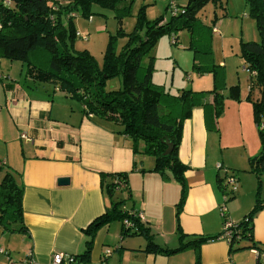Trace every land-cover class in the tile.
I'll return each instance as SVG.
<instances>
[{"label": "trees", "instance_id": "16d2710c", "mask_svg": "<svg viewBox=\"0 0 264 264\" xmlns=\"http://www.w3.org/2000/svg\"><path fill=\"white\" fill-rule=\"evenodd\" d=\"M59 1L0 0V57L21 62L25 77L32 82L27 84L28 88L50 83L53 89L76 99L85 117L100 124L106 123L114 133L127 138L133 153L152 157V167L140 170L156 172L163 179L171 176L179 185V198L175 204V218L178 219L187 189L184 173L188 166L177 156L183 121L194 107L212 106L216 116L222 111L226 98L239 101L242 96L237 84L231 85L227 94L218 90L223 86L216 84V76L221 77V65H212L218 67L212 75V89L187 88L171 94L163 85L151 81L152 50L162 34H171V42L176 44L175 34L185 29L190 37L188 48L194 49L195 63L192 67L199 73L211 71L200 64L202 60L196 59V54L209 49L210 42L205 45L199 42L209 39L213 24L227 15L225 6L221 0H168L165 10H169V16L159 15L147 20L141 9L133 29L126 32L121 25L122 18L129 14L132 0H68L65 4ZM244 1L259 35L258 41L241 42L239 56L248 72L245 99L251 104L260 149L256 156L249 158L247 168L256 178L254 204L233 223L228 251L242 250L244 247L238 243L246 240L248 248L264 255V246L254 240L252 233V219L264 209V198L259 195L264 173V0ZM208 3L224 10L219 17L214 14L211 25L202 23L198 14ZM94 4L112 10L117 21L115 33L108 35L101 64L87 49L74 48L79 35L73 18L78 14L90 19ZM120 38L123 42L119 45ZM43 56L47 60L42 65L37 60ZM111 78H118L119 85L107 90L105 84ZM168 142L171 148L164 154ZM99 175L108 206L82 229L87 236L85 248L82 253L72 254V264H87L96 231L112 221L120 223L121 238L142 236L145 243L138 249L144 253L169 256L191 249L194 251V264H200L201 245L217 239L221 233L187 237L180 232L177 245L162 246L154 240L150 227L139 218L140 213L124 206L131 197L127 188V172ZM225 177L218 176L216 186L229 201L234 198V192L226 189ZM122 192L126 197L120 195ZM0 229L6 233H25L27 230L23 222L22 186L9 171L0 179ZM256 264L264 262L258 258Z\"/></svg>", "mask_w": 264, "mask_h": 264}, {"label": "crops", "instance_id": "0c3cea01", "mask_svg": "<svg viewBox=\"0 0 264 264\" xmlns=\"http://www.w3.org/2000/svg\"><path fill=\"white\" fill-rule=\"evenodd\" d=\"M59 2L65 4L68 0ZM190 85L192 89L198 86ZM43 87L47 88L39 84L34 90ZM30 90L27 84H0V179L3 172L11 171L22 186L23 222L27 228L14 237L0 229V264H24L28 259L31 264H51L53 252L82 253L87 239L82 229L108 206L99 173L127 172L131 197L124 206L142 214L141 220L162 246H170L171 236L180 232L190 236L221 231L219 206L223 195L216 186L218 176L227 179L231 175L238 181L234 197L240 186L245 189V183L254 194L251 192L248 200L237 198L228 205L227 201L228 219L237 222L252 208L255 182L251 178L244 182L243 176L239 178L232 171L246 169L249 158L260 149L247 101L227 98L216 116L212 106L194 107L183 121L177 156L188 166L184 173L187 189L176 219L180 187L171 176L163 179L156 172L140 170L150 169L152 159L138 160L139 153L132 152L127 138L114 133L110 125L85 117L80 106H71L70 110L63 107L57 94ZM1 113L12 123L13 130L8 134L2 128ZM60 178H67V184H59ZM120 195L126 197L125 192ZM259 195L264 198V173ZM252 233L254 240L264 246V209L254 215ZM138 237L142 241L137 239V248H141L145 240ZM248 244L241 240L238 245L244 247L243 251L232 254L226 240L204 243L200 264H256L261 255ZM186 255L192 259L191 254Z\"/></svg>", "mask_w": 264, "mask_h": 264}, {"label": "rangeland", "instance_id": "374dc122", "mask_svg": "<svg viewBox=\"0 0 264 264\" xmlns=\"http://www.w3.org/2000/svg\"><path fill=\"white\" fill-rule=\"evenodd\" d=\"M221 1L225 6L227 15L221 17L213 24L215 32L213 34L211 33L209 36L210 38L208 37L209 39L199 42L202 45L210 42L209 49L204 51L200 50L196 54V59L200 58V60H202L200 64L207 67L205 69L211 71L199 73L192 67L195 63L193 61L194 49L188 48L190 41L189 33L187 30L183 29L178 30L175 34L176 44L171 42V34L164 33L157 39L152 50V82L163 85L171 94L179 93L181 89L190 88V84L198 85L197 88H193L194 90H209L213 88L214 81L212 75L215 70H218V67L215 68V66L212 67V65H221L223 66V69H219L221 71V77L219 75L216 76V84H222L223 86H220L218 90L223 94H227L229 87L237 84L242 100L247 101L245 96L247 95L248 72L243 68V62L239 56L240 47L241 42L258 41L259 35L254 20L248 14V7L244 0ZM167 3L168 0H132L129 14L122 18V28L126 32L131 31L136 21V15L141 9H143L144 16L147 20H152L159 15L169 16V10H165V5ZM222 10L223 9L219 6L215 8L211 3H208L198 14L202 23L211 25V18L214 14L219 17ZM91 11L93 13L90 19L78 14L73 18L75 29L79 35L74 41V48L78 50L87 49L90 54L93 55L97 63L101 64L102 54L108 35L115 33L117 21L113 17L112 10L104 9L94 4L91 7ZM122 42L123 40L120 38L118 44L120 45ZM46 60L47 57L43 56L37 61L38 63L40 62L39 64L43 65ZM0 79L2 82H16L18 84L28 85L32 83L25 77L24 68L20 61L9 60L5 57H0ZM49 84L50 83H43V86L47 88L43 87L44 89L39 88L35 90H38L39 94L42 95L45 93L50 96L57 94V96L61 97L64 108L71 110V106H80V103L76 99L65 95L60 90H57V92L56 90L54 91L53 87ZM118 85L119 79L111 78L106 81L105 89H115ZM31 89L30 91H35L34 88ZM247 102L250 103L249 101ZM1 115L3 116V131L8 134L13 130L12 123L7 119L4 113H1ZM145 158H149V160L152 159V157L148 155L138 154V160H143ZM247 168H237L232 169V171H235L239 178L243 176L244 182H248L247 178H251L256 184L255 176L250 173ZM219 171L221 174L223 173L222 168ZM223 180V183L226 184V189L230 190V185L227 184L226 177L223 178ZM218 191L220 192L219 188ZM251 192V189H248L245 183V189L241 190L240 186L239 190L235 192L234 199H230L227 205L237 198L238 200H243L245 198L248 200ZM252 195H254L253 192ZM119 225L120 223L118 221H112L96 231L87 264H194L195 257L193 250L188 251L187 249L179 252V254L176 253L169 256L145 254L142 250L137 248L139 245L137 239L142 241V239H139L140 237L126 236L122 240L120 239ZM16 234L17 233H9L11 237H14ZM178 236L179 234L176 237L171 236L173 240L169 247L177 245ZM240 251L242 252L243 249L233 251L232 254ZM186 254H191L192 259L190 255Z\"/></svg>", "mask_w": 264, "mask_h": 264}, {"label": "built area", "instance_id": "2783aa9c", "mask_svg": "<svg viewBox=\"0 0 264 264\" xmlns=\"http://www.w3.org/2000/svg\"><path fill=\"white\" fill-rule=\"evenodd\" d=\"M213 31L215 32V29H213ZM22 137H24V134L21 135ZM227 184L230 185V190L231 191H235L237 189V182L236 179L234 178V176H228L226 179ZM122 186V185H121ZM222 203L219 206V210H220V214L223 217V223H222V228H221V233L219 235V237L217 239H223L226 240L227 242H229L231 236H232V232H233V223L230 219H228L227 215H226V200L227 197L223 195V199H222ZM140 219H143L142 214L138 215ZM2 251V250H0ZM109 253V252H107ZM261 260L262 262H264V255H261ZM73 262V256L66 254V253H61V252H53L51 254V264H72ZM32 260L28 259L24 261V264H31Z\"/></svg>", "mask_w": 264, "mask_h": 264}, {"label": "water", "instance_id": "95a60500", "mask_svg": "<svg viewBox=\"0 0 264 264\" xmlns=\"http://www.w3.org/2000/svg\"><path fill=\"white\" fill-rule=\"evenodd\" d=\"M167 144H168V147L166 148L164 154L168 153L170 151V148H171V143L168 142ZM67 182H68V179L67 178H60V179H58V183L59 184H62L63 185V184H67Z\"/></svg>", "mask_w": 264, "mask_h": 264}]
</instances>
